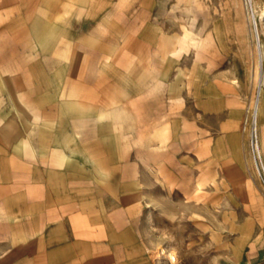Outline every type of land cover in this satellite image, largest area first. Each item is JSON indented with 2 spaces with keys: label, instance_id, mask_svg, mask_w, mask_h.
Segmentation results:
<instances>
[{
  "label": "crops",
  "instance_id": "1",
  "mask_svg": "<svg viewBox=\"0 0 264 264\" xmlns=\"http://www.w3.org/2000/svg\"><path fill=\"white\" fill-rule=\"evenodd\" d=\"M210 1L0 0V264H155V201L215 180L196 173L199 133L244 107ZM248 180L240 219L195 212L214 264H264Z\"/></svg>",
  "mask_w": 264,
  "mask_h": 264
},
{
  "label": "rangeland",
  "instance_id": "2",
  "mask_svg": "<svg viewBox=\"0 0 264 264\" xmlns=\"http://www.w3.org/2000/svg\"><path fill=\"white\" fill-rule=\"evenodd\" d=\"M209 4L212 13L217 15L216 23L220 25L222 17L228 23L227 48L232 51V68L229 70L233 74L234 92L243 91L245 94L244 107L243 111L232 115L229 128L203 129L199 133L200 152L198 149L196 173L203 174L204 169L209 167L215 172V180L203 185L195 196L185 194L184 200L171 201L169 209H162L161 204L155 201L154 222L164 219L166 225L163 228L168 229L164 236H157L153 243L155 264H214L213 261L221 259L223 254L221 239L218 237L213 241L208 229H199L194 222L197 217L195 212L208 217L215 214L214 218L219 224L234 217L240 219L245 211L246 180L249 179L251 185L264 191V82L259 84L260 71L258 67L254 69L262 44L264 46V0H254V17L250 16L247 0H211ZM231 16L232 32L229 33ZM262 70L264 73V61ZM254 141L259 147L255 146ZM193 179L187 177L186 185H193ZM211 204L216 205L214 209H211ZM183 223L184 230L181 226ZM225 227L219 226L220 229ZM161 228L155 225L154 232L161 234ZM183 232L186 241H179V233ZM167 237L169 241H162ZM161 245L176 249L177 263H171L166 254H157L156 250H161Z\"/></svg>",
  "mask_w": 264,
  "mask_h": 264
},
{
  "label": "bare ground",
  "instance_id": "3",
  "mask_svg": "<svg viewBox=\"0 0 264 264\" xmlns=\"http://www.w3.org/2000/svg\"><path fill=\"white\" fill-rule=\"evenodd\" d=\"M253 2H254V0H252ZM251 0H247V3H248V7H249V12H250V16H252V17H254V15H253V12H254V14H255V5H253V2H252ZM252 2V3H251ZM263 13H264V9H263ZM260 46H261V44H260ZM262 49H260L261 50V52H260V55H259V57L257 58V60H256V62H254V69H256L257 67L259 68V71H260V76H258V78H259V84L260 85H262L263 84V82H264V73H263V61H264V46H263V44H262ZM262 68V69H261ZM253 112V111H252ZM252 112H251V116H253V114H252ZM247 115V114H246ZM249 115V114H248ZM247 118V117H246ZM246 125V124H245ZM247 126V125H246ZM260 139V138H259ZM254 144H255V146L256 147H259V145H258V143H257V141L255 142L254 141ZM262 149V148H261ZM257 150H258V148H257ZM259 151V150H258Z\"/></svg>",
  "mask_w": 264,
  "mask_h": 264
},
{
  "label": "water",
  "instance_id": "4",
  "mask_svg": "<svg viewBox=\"0 0 264 264\" xmlns=\"http://www.w3.org/2000/svg\"><path fill=\"white\" fill-rule=\"evenodd\" d=\"M255 25H256V21H255Z\"/></svg>",
  "mask_w": 264,
  "mask_h": 264
}]
</instances>
